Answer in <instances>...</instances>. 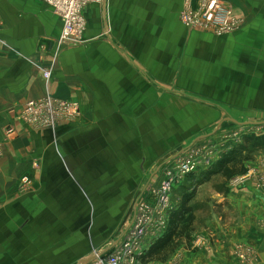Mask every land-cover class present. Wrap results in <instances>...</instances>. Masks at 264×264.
<instances>
[{
	"label": "crops",
	"instance_id": "obj_1",
	"mask_svg": "<svg viewBox=\"0 0 264 264\" xmlns=\"http://www.w3.org/2000/svg\"><path fill=\"white\" fill-rule=\"evenodd\" d=\"M102 1L84 9L85 42L57 50L61 24L48 6L0 0V264H76L111 238L110 251L124 230L113 238L115 227L189 141L264 135V125L237 124L264 121V0H221L242 22L221 37L180 20L197 0ZM40 66L52 67L50 94L79 106L55 134L17 120L44 96ZM255 160L246 170L264 153ZM216 195L223 217L200 231L215 242L163 264H264V181L225 182ZM237 244L255 257L235 258Z\"/></svg>",
	"mask_w": 264,
	"mask_h": 264
},
{
	"label": "built area",
	"instance_id": "obj_2",
	"mask_svg": "<svg viewBox=\"0 0 264 264\" xmlns=\"http://www.w3.org/2000/svg\"><path fill=\"white\" fill-rule=\"evenodd\" d=\"M48 6L58 17L61 32L57 39V50L61 47L77 46L85 41L83 34L86 27L84 9L89 4H100L102 0H37ZM182 23L190 29L212 31L217 36H225L240 29L241 20L234 17L233 13L223 7L221 0H197L194 7L188 6L182 13ZM44 80L45 93L40 99L27 101L17 115V120L40 130H48L55 134L60 122H72L78 116V105L52 97L49 92V82L52 70L38 67ZM5 134L14 132L12 127L5 128ZM241 134H235L232 139L239 141ZM207 153L198 152L192 148L189 153L179 156L175 166L162 175L160 182L148 186L144 194L134 206V216L128 223L117 240V244L110 251L92 249L86 264H143L142 256L155 243L166 229V220L174 204L171 200V191L182 183L184 176L197 173L199 163L203 161L204 168L210 167L211 159L218 153L217 145L206 146ZM217 150V151H216ZM1 156V145H0ZM264 181V174L257 170L245 171L240 177L230 180L231 187H243L246 181ZM29 180L21 179L22 191L27 190ZM259 184V183H258ZM193 249L202 246L205 240H195ZM204 245V244H203ZM250 246L244 249L237 247L236 254L242 260L254 255Z\"/></svg>",
	"mask_w": 264,
	"mask_h": 264
},
{
	"label": "rangeland",
	"instance_id": "obj_3",
	"mask_svg": "<svg viewBox=\"0 0 264 264\" xmlns=\"http://www.w3.org/2000/svg\"><path fill=\"white\" fill-rule=\"evenodd\" d=\"M42 67V66H40ZM45 69H52V67H43ZM53 97V96H52ZM54 99H57L55 97H53ZM57 100H61V99H57ZM64 101V100H62ZM70 102V101H68ZM71 103H76V102H71ZM77 104V103H76ZM78 105V104H77ZM78 112H79V106H78ZM79 115V114H78ZM78 117V116H77ZM76 117V118H77ZM75 118V119H76ZM131 130V128H130ZM263 132V130H256V131H252V132H249V131H246V129L244 130H240V132H232L230 131L228 134V136L225 138L224 141L225 142V146L224 147H220V145L218 143H216L217 145V149H218V153H216L213 158L211 159V162L214 163H217L219 161H221L222 159H224L226 156H228V154L233 150L232 148H234L235 146L241 144L242 142V138L244 135H260L261 133ZM235 134H241V137L239 138V141H236V139H232L231 137L234 136ZM136 136V135H134ZM205 140V139H204ZM203 139L202 140H198V141H189L185 147L183 148V151L178 154L177 156H174V158H172V160H170L168 163L169 164H166L165 166L166 167H162L164 168L162 173L164 174L165 171H168V169H171L172 167H174L175 165V162L177 160V158L183 154H186V153H189L190 151H192V147L194 149H196L198 152H201V153H207L206 151L208 149H205L206 147V143L203 142L204 141ZM194 142H198V143H194ZM228 142V143H227ZM217 151V150H216ZM264 151H259L254 153V154H249V160L248 161H245L244 164L245 165H250V164H253L255 161H258V160H255L257 157H259L260 154H263ZM245 155V154H243ZM264 164L263 162H261L259 165H255L253 166V168H250V169H247L248 171H253L254 169L257 170V172H259L260 170H262V165ZM200 165V169L197 171V173H192V174H189L187 176H184L183 177V181L181 183V185L179 187H177L175 190H172L171 191V200H172V203L174 204L175 207L179 206L181 200L183 199L184 197V194L185 193H190L191 191L194 190V198L193 200L190 202V205L193 207L192 210H193V213H194V216H195V221H194V232H193V235H191L192 237L189 239V240H184L180 245H179V248L183 247V249H189V251H193L194 249L192 248V245L195 244V240L197 239H204L205 240V243L203 242V244L205 245L206 243H210L212 245V243L215 242L216 240V237H211L210 235H205L203 232L201 233L200 231L206 226V223H208V221H210L211 219V215H218L217 216V221H219V218L223 217L222 216V210H221V207L217 206V202H220V195H216V192H221L222 188H223V185L225 182H229L230 183V180H232V178L234 177H240L241 175L239 176H233L229 179V181H225L224 179H221L220 176H214V179H212V181H209L207 183H203L202 185L200 186H195L196 183L198 182H195L196 180H198L202 173L204 171H206V169L204 168L205 166L203 165V161H201L199 163ZM213 165V164H212ZM211 165V166H212ZM261 167V168H260ZM209 168V167H208ZM246 170V171H247ZM162 174V175H163ZM161 180V179H160ZM253 183H259V182H255L252 180ZM170 215V213H169ZM169 215H168V218H169ZM168 218L166 220V224H167V221H168ZM125 220V218L123 219V221ZM127 220V219H126ZM125 222V221H124ZM127 222V221H126ZM257 224V228L259 229H264V215L256 222ZM125 224H121V225H117L115 227V232L116 234L113 235V238L114 236H118L123 228ZM224 226H227V225H224ZM167 227V226H166ZM103 234L106 235L107 233V229L105 230V228H103ZM112 232V231H111ZM196 232H200V234H196ZM100 236V235H99ZM109 236V235H108ZM111 238L108 240H103L102 242H100V245L99 246H95L94 248L92 249H100V250H105L107 249L112 243H111ZM202 244V245H203ZM238 246H242L244 249L248 248L249 246L248 245H243V244H237V246L233 249L232 251V255L237 258L238 260L240 261H246V260H250L252 258L255 257V251L253 250V252H250L249 254H254L250 257H248L246 260H242L241 258H239V256L236 254L237 252V247ZM178 248V249H179ZM251 248V247H250ZM253 249V248H252ZM92 251V250H91ZM177 250H175L176 252ZM90 255V252H87V254L85 255V259L86 257H88ZM173 254V253H172ZM171 254V255H172ZM170 255V257H171ZM170 259V258H169ZM143 264H160V263H143ZM163 264V263H162Z\"/></svg>",
	"mask_w": 264,
	"mask_h": 264
},
{
	"label": "trees",
	"instance_id": "obj_4",
	"mask_svg": "<svg viewBox=\"0 0 264 264\" xmlns=\"http://www.w3.org/2000/svg\"><path fill=\"white\" fill-rule=\"evenodd\" d=\"M232 149L228 156L207 168L195 181L198 182L195 186L208 182L217 175L225 181H229L233 176L244 174L246 170L244 162L249 160L248 155L254 154L258 150L264 151V135H244L241 144ZM193 198L194 190L185 193L179 206L171 210L164 233L142 256L143 263H165L184 240L187 241L192 237L195 216L190 202Z\"/></svg>",
	"mask_w": 264,
	"mask_h": 264
},
{
	"label": "water",
	"instance_id": "obj_5",
	"mask_svg": "<svg viewBox=\"0 0 264 264\" xmlns=\"http://www.w3.org/2000/svg\"><path fill=\"white\" fill-rule=\"evenodd\" d=\"M235 123H237V122H235ZM237 124L240 126L252 125L254 127H258L260 125H264V121L258 122V123L243 122L242 124L241 123H237ZM86 263H87V259H82L79 262H77L76 264H86Z\"/></svg>",
	"mask_w": 264,
	"mask_h": 264
}]
</instances>
